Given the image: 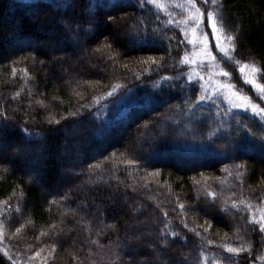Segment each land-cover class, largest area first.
Segmentation results:
<instances>
[{"label": "trees", "instance_id": "trees-1", "mask_svg": "<svg viewBox=\"0 0 264 264\" xmlns=\"http://www.w3.org/2000/svg\"><path fill=\"white\" fill-rule=\"evenodd\" d=\"M219 4L240 63L220 60L229 76L213 77L264 107L244 79L250 69L241 72L255 65L264 84V0ZM138 5L0 0V128L9 145L0 152V264H226L222 243L252 245L235 264H264V233L250 223L264 209V123L221 95L215 106L196 104L199 81L189 82L190 66L178 63L192 45L164 11ZM208 43L223 56L214 37ZM53 47L60 51L49 54ZM161 56L158 70L141 62ZM164 211L180 233L167 247Z\"/></svg>", "mask_w": 264, "mask_h": 264}, {"label": "snow or ice", "instance_id": "snow-or-ice-1", "mask_svg": "<svg viewBox=\"0 0 264 264\" xmlns=\"http://www.w3.org/2000/svg\"><path fill=\"white\" fill-rule=\"evenodd\" d=\"M145 4L153 6L157 12L164 11L166 15H168V20L166 21V24L172 25L175 24L177 27L180 28V31L184 34L185 40H187V43L192 45L193 52L189 54L187 51L185 52L184 56L179 60L178 63L182 65H188L190 66L191 70L184 74L187 75L188 81L191 82L193 80L198 81H204L203 83H200V88L203 92L202 95H200L195 102L196 104H199L200 102L208 101L212 105L215 106L216 99L223 95L224 100L227 101V103L230 105L231 108L235 109H242L244 111H251L252 115L257 116L259 120L264 123V107H260L258 104L254 103L251 98L247 95L242 94L239 91H233L234 85L227 82H220L216 81L215 85L213 86V76L215 74L223 75L225 77L229 76V73L224 70L223 67L220 65V60H226V62H235L237 64L240 63L239 60L235 58V56L231 55L234 51L236 36L230 35L226 33V29L224 27V23L222 20V8L219 4V0H201L200 5H197L196 0H170L169 3L163 2V0H139V7L143 8ZM172 6L175 8H179L182 10L184 15L181 19H173V13L168 11V8ZM57 7H60L59 5ZM64 7H67V5H64ZM211 9V10H209ZM157 19H159V16L157 15ZM109 20L114 23H119L115 17H109ZM123 18H121V21ZM210 28L211 31L208 32L206 29ZM191 34V35H189ZM214 37L216 41V49H218L219 53H222L223 56L219 57L217 55L213 54L212 49L209 48V37ZM176 39L175 36L168 37L169 40V51L168 56H171V41ZM222 41H227L228 44L225 46V44L222 43ZM182 42V41H181ZM106 47L111 48L112 45L108 44ZM164 60V56L159 57V59L155 57H149L146 60H142L141 62L144 64H151L156 66V70L163 67L162 61ZM195 65V67H191ZM126 67V65H125ZM208 68V79L205 80V76L202 74V72H198L196 69H203ZM244 68H249L252 74H258L260 73V69L256 68L255 65H244L241 68V72L244 71ZM152 70L150 68H145L144 71ZM162 80L168 81L173 79H180L179 76L176 77H170L165 76L161 77ZM246 83H251L253 87L256 89L258 95L262 100H264V84L256 83V81L249 80L246 78ZM119 87V85H116L113 87L112 92H109L108 95H112L113 92H115L116 88ZM209 88L211 89L209 91ZM186 104H192V101H185ZM79 109L77 111H74L70 113L71 116H76L78 114ZM228 112L225 111L224 115H227ZM7 119V117H5ZM63 119V118H62ZM48 122L50 124L55 123L57 125L60 124V120L55 119L54 117H50ZM3 127H7V125H4ZM24 132L27 136H30L31 133L28 132L27 129H24ZM254 135V133H252ZM7 145L5 144V141L2 136V128H0V152H3ZM261 147L264 148V137L261 138ZM129 164H134L136 161L129 160L127 161ZM89 167H93V165H89ZM96 167H99V165H96ZM237 169L243 167L242 165H237ZM7 171V169H5ZM158 174V173H157ZM243 173L237 172L238 177H242ZM242 182V181H241ZM207 197H212L213 202L215 201L217 197V193L215 192H208ZM178 199V198H177ZM199 199V198H198ZM241 204L244 203L243 200L240 201ZM179 208L182 213L185 211V205L180 203ZM249 209L252 207V205L249 203L246 205ZM159 207V205H157ZM233 208L239 207V205L236 202L232 203ZM175 210V209H173ZM223 211H228V208L225 207ZM165 218L164 227L160 229V244L162 247H167L168 245V236L171 235L172 237H179L180 233L176 231H172V225L171 222L168 221V212L164 211L163 213ZM181 223L183 224L184 228H188V223L185 219H181ZM250 223L259 224V230L260 232L264 233V209H261V215L259 219L253 218ZM205 224H207L209 227H211V222L206 220ZM111 227V226H109ZM190 231L195 232L197 236H200L201 233L199 231H196V229H189ZM207 231V229H205ZM17 232H19V229H17ZM136 237H133L135 239ZM208 244H213L214 241L208 240ZM222 247L227 253L230 255L225 256L223 259L226 262V264H235L237 258L239 257L240 253L249 251L251 252L252 245L251 244H241L240 246H233L229 243H222L219 245ZM55 249V245H53V250ZM156 254L159 255L160 250L156 249ZM5 256H8V253H4ZM36 255H39V253H36ZM200 255L203 257L204 253L201 252ZM8 259H12L11 256H8ZM131 262V257L129 258ZM206 259V257H205ZM261 259H264V257H261ZM12 264H16L15 260L12 261ZM215 264H220L219 261H215Z\"/></svg>", "mask_w": 264, "mask_h": 264}, {"label": "rangeland", "instance_id": "rangeland-1", "mask_svg": "<svg viewBox=\"0 0 264 264\" xmlns=\"http://www.w3.org/2000/svg\"><path fill=\"white\" fill-rule=\"evenodd\" d=\"M173 9H175V8H173ZM176 10V9H175ZM175 10H173V14H174V12H176ZM189 35H191V34H189ZM77 46V45H76ZM81 47H83V46H81ZM81 47L79 48V49H77V51H81ZM55 51H60L59 50V47H53L52 49L51 48H49V51H48V53L49 54H52L53 52H55ZM191 67H195V65H193V66H191ZM198 72H202V74L205 76V80H207L208 79V72H209V69L208 68H203V69H196ZM244 79L246 80V78L247 79H249V80H255L256 81V79H255V75L254 74H252L251 73V71L250 70H245L244 71ZM216 81H220V80H218V79H216V78H214L213 77V81H212V84H213V86L215 85V83H216ZM204 81H199V84L200 83H203ZM220 82H222V81H220ZM257 83V82H256ZM249 84H251V83H249ZM252 85V84H251ZM211 89L209 88V91H210ZM221 98H223V95H221ZM224 99V98H223ZM226 101V100H225ZM227 102V101H226ZM6 144V143H5ZM7 146H9L8 144H7ZM6 149V148H5ZM5 151V150H4ZM27 152H28V150H27ZM181 167H184V166H181ZM71 172V171H70ZM57 187H55V189H56Z\"/></svg>", "mask_w": 264, "mask_h": 264}]
</instances>
